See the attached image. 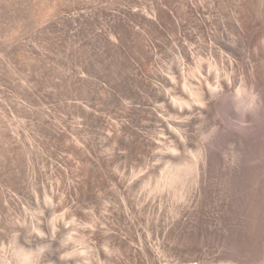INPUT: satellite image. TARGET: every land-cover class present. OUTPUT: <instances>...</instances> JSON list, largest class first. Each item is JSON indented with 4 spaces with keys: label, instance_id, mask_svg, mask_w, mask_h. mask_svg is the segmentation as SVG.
<instances>
[{
    "label": "rangeland",
    "instance_id": "1",
    "mask_svg": "<svg viewBox=\"0 0 264 264\" xmlns=\"http://www.w3.org/2000/svg\"><path fill=\"white\" fill-rule=\"evenodd\" d=\"M233 93L264 103V0H0V264H264Z\"/></svg>",
    "mask_w": 264,
    "mask_h": 264
},
{
    "label": "clouds",
    "instance_id": "2",
    "mask_svg": "<svg viewBox=\"0 0 264 264\" xmlns=\"http://www.w3.org/2000/svg\"><path fill=\"white\" fill-rule=\"evenodd\" d=\"M252 95L255 96L256 94L252 93ZM240 99H245V106L243 108L240 106ZM231 110L238 122H247L249 119L257 124L264 122V103H261L258 97L255 100L237 98L235 93H233L231 98ZM28 242H31V240ZM61 246H63V242H61ZM44 252V247H40L35 252L28 253L16 250V255L13 258V264H40ZM37 254L39 255L37 256ZM4 259L6 260L7 256H5Z\"/></svg>",
    "mask_w": 264,
    "mask_h": 264
},
{
    "label": "bare ground",
    "instance_id": "3",
    "mask_svg": "<svg viewBox=\"0 0 264 264\" xmlns=\"http://www.w3.org/2000/svg\"><path fill=\"white\" fill-rule=\"evenodd\" d=\"M209 84V83H208ZM207 84V86H206V88H207V93L212 97L213 96V94L215 93L214 92V90H213V86H211V85H208ZM221 89H223V90H228V89H230V85L229 84H227V82H222L221 84H220V86H219ZM240 90V89H239ZM238 90V91H239ZM242 92V90L240 91V93ZM203 95H204V93H203ZM243 103V100H240V105ZM220 104V103H219ZM208 105H210V104H208ZM221 106V105H220ZM181 171H182V169H180ZM185 170V169H184ZM178 172V171H177ZM186 172V171H185ZM184 172V173H185ZM183 173V174H184ZM179 176V175H178ZM175 177H176V175H175ZM172 178V177H171ZM173 179V178H172ZM171 179V180H172ZM49 228V227H48Z\"/></svg>",
    "mask_w": 264,
    "mask_h": 264
}]
</instances>
